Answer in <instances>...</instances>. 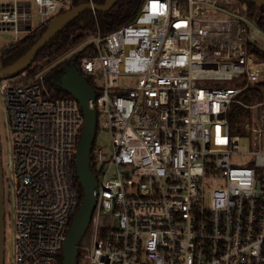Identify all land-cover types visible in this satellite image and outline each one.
I'll return each instance as SVG.
<instances>
[{
  "label": "built area",
  "instance_id": "obj_1",
  "mask_svg": "<svg viewBox=\"0 0 264 264\" xmlns=\"http://www.w3.org/2000/svg\"><path fill=\"white\" fill-rule=\"evenodd\" d=\"M72 7L0 0V32L16 43ZM253 27L242 0H144L132 22L106 35L85 31L61 56L86 53L74 67L94 86L96 134L110 135L107 151L91 150L98 187L82 263L264 264V59L251 51ZM41 62L0 79L9 264H61L81 204L82 111L72 97L52 95ZM236 107L241 120L251 116L240 129L256 151L243 152L231 131Z\"/></svg>",
  "mask_w": 264,
  "mask_h": 264
},
{
  "label": "water",
  "instance_id": "obj_2",
  "mask_svg": "<svg viewBox=\"0 0 264 264\" xmlns=\"http://www.w3.org/2000/svg\"><path fill=\"white\" fill-rule=\"evenodd\" d=\"M257 7H264V0H247ZM117 3V0H105V4L100 6L95 3H84L73 6L71 9L64 11L52 19L46 26V30L40 35V39L26 52L8 67H2L0 64V79H8L24 71L39 55L40 51L50 43L56 35L64 30L68 25L73 23L79 15L94 11L105 13L111 10ZM72 64V63H71ZM59 82L60 89L69 94L77 103L82 111L84 119L83 128L80 133V139L76 148L74 168L76 169L75 179L78 180L82 188V199L78 210L73 216L72 223L66 234L62 247L61 264H77L78 244L83 233L91 220L92 212L96 205L97 197V180L96 175L90 168L91 150L96 138L97 114L95 106V90L89 86L86 80L81 76L75 67L66 69ZM0 147V264H5V188H4V171L1 163Z\"/></svg>",
  "mask_w": 264,
  "mask_h": 264
},
{
  "label": "trees",
  "instance_id": "obj_3",
  "mask_svg": "<svg viewBox=\"0 0 264 264\" xmlns=\"http://www.w3.org/2000/svg\"><path fill=\"white\" fill-rule=\"evenodd\" d=\"M89 0H71L73 6H78L84 3H88ZM247 5L248 15L254 21L256 27L264 33V7H257L255 4L248 2L247 0H242ZM144 0H117L116 5L109 11L105 13H93L91 11L85 12L74 19L73 23L68 25L64 30L56 35L50 43H48L39 53L36 60L41 57H48L47 62H51L58 56L64 54L73 46L79 44L84 38L85 31H95L98 29L102 35H106L122 25L132 22L141 8ZM92 3L97 5H104L105 0H92ZM46 26L42 25L40 28L34 30L33 32L23 36V38L0 51V64L2 67H8V65L15 62L24 52L31 48L39 39L40 35L46 30ZM252 52H255L259 57L264 59V52L258 47H250ZM84 50L78 52L73 59L60 62L56 67L51 69L47 77V87H49L50 92L54 97H71L69 94L63 92L59 87V82L63 75L66 73V69L74 67V65L85 55ZM73 63V64H71ZM89 86H93L92 80L85 78ZM94 87V86H93ZM245 93V98H249L248 94L253 95L252 90ZM252 99V98H250ZM241 110H239L240 113ZM232 119V117H231ZM233 121V119L231 120ZM234 122V121H233ZM236 134L241 133L240 126L237 130H234ZM75 186L77 187L79 194V202L82 199V188L79 185L78 180H75ZM81 203V202H80ZM79 264V260H77Z\"/></svg>",
  "mask_w": 264,
  "mask_h": 264
},
{
  "label": "rangeland",
  "instance_id": "obj_4",
  "mask_svg": "<svg viewBox=\"0 0 264 264\" xmlns=\"http://www.w3.org/2000/svg\"><path fill=\"white\" fill-rule=\"evenodd\" d=\"M35 7H32V11L35 12ZM67 11V10H64ZM33 25L36 26L39 21L37 19L33 20ZM250 39L251 41L253 40L254 42L258 43V47L259 49H261L262 52H264V34L261 31H258L256 27H253L252 29H250ZM27 35V34H26ZM25 36V35H23ZM23 38V37H22ZM14 34L11 32H0V51L7 47L8 45H10L11 43H14ZM85 39H83L81 42H83ZM74 48V46H73ZM73 48L69 49L67 52H65V56L67 57L71 54V50H73ZM63 55V54H62ZM61 55V56H62ZM58 56L56 59H54L51 62H45L42 61V59L44 58L41 57L39 60H34L30 65H28L26 68H28L29 66H31L32 64H36V63H40L41 61V65H36V70L37 71H41L43 68L45 71H49L51 69H53L54 67L57 66V63L61 62L62 57ZM63 57V58H64ZM45 62V63H44ZM25 68V69H26ZM98 82H95V85H98ZM240 101H245L246 98L244 97V95H240L239 97ZM239 107L233 108L231 111V117L233 119V121H231V117H230V124H231V131L233 133H236L234 130H237L238 126H242L244 122L250 121L251 120V116L249 114H247L244 118V120H241V118H243V110L240 111L238 110ZM5 112L3 110H0V147H1V163L3 165V168H5V164H6V156H7V151H8V144L6 141V131H5ZM97 137L94 141V145L96 147H99L105 151H107L108 145H109V140H110V135H108L106 132L103 131H99L97 132ZM239 135L242 136V145L241 150L243 152H253L256 151L254 147H252V138L249 134H244V133H239ZM263 149H264V144L262 145ZM6 171V170H5ZM7 203V199H6V190H5V204ZM8 213H9V204L5 205V219L4 221L6 222L5 224V230H4V237H5V246H4V254H5V264H9L10 263V259L13 257V229L11 228V223L8 220ZM101 224L105 225V226H109L112 225V223H114V220L112 218H108V217H101ZM81 246V241H79L78 247ZM78 256L81 254L80 252V248H78ZM79 264H84L82 263L81 259L79 258Z\"/></svg>",
  "mask_w": 264,
  "mask_h": 264
},
{
  "label": "crops",
  "instance_id": "obj_5",
  "mask_svg": "<svg viewBox=\"0 0 264 264\" xmlns=\"http://www.w3.org/2000/svg\"><path fill=\"white\" fill-rule=\"evenodd\" d=\"M88 3H89V1H88ZM84 39H85V38H84ZM80 43H82V42H80ZM11 44H14V43H11ZM75 46H76V45H75ZM70 49H71V48H70ZM67 51H68V50H67ZM67 51H66V52H67ZM63 56H65V53H64V55H62V57H63Z\"/></svg>",
  "mask_w": 264,
  "mask_h": 264
}]
</instances>
